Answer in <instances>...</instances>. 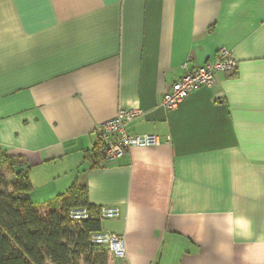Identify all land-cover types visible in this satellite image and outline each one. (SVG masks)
Masks as SVG:
<instances>
[{"label":"crops","instance_id":"0c3cea01","mask_svg":"<svg viewBox=\"0 0 264 264\" xmlns=\"http://www.w3.org/2000/svg\"><path fill=\"white\" fill-rule=\"evenodd\" d=\"M220 48L235 71L160 107ZM120 108L160 144L105 165L96 128ZM0 149L26 158L35 204L76 183L120 209L106 264H264V0H0Z\"/></svg>","mask_w":264,"mask_h":264},{"label":"trees","instance_id":"16d2710c","mask_svg":"<svg viewBox=\"0 0 264 264\" xmlns=\"http://www.w3.org/2000/svg\"><path fill=\"white\" fill-rule=\"evenodd\" d=\"M32 188L26 158L0 149V264H106L107 250L90 240L102 219L85 187L74 183L41 206L30 199ZM80 207L91 217L74 221L69 212Z\"/></svg>","mask_w":264,"mask_h":264},{"label":"built area","instance_id":"2783aa9c","mask_svg":"<svg viewBox=\"0 0 264 264\" xmlns=\"http://www.w3.org/2000/svg\"><path fill=\"white\" fill-rule=\"evenodd\" d=\"M189 60V58H188ZM187 60V61H188ZM183 72L179 78L165 87L162 92L160 107L169 111L175 109L193 90L199 87H211L215 83L217 72H233L237 68V60L231 52L220 48L213 61L188 68L184 63ZM141 115L138 108H120L116 114L102 121L96 128L99 135L102 164L108 165L125 156L132 147H148L160 144L154 134H134L126 130L127 124ZM118 207H101L98 210L99 219H113L120 216ZM74 221L86 220L91 217L86 207L74 208L69 212ZM92 243L103 246L115 258H124L125 244L122 235L96 231L90 235Z\"/></svg>","mask_w":264,"mask_h":264},{"label":"clouds","instance_id":"9594fccd","mask_svg":"<svg viewBox=\"0 0 264 264\" xmlns=\"http://www.w3.org/2000/svg\"><path fill=\"white\" fill-rule=\"evenodd\" d=\"M224 220L227 225L226 231L229 234L236 233L243 235L250 227V221L243 216H234L230 213L225 216Z\"/></svg>","mask_w":264,"mask_h":264},{"label":"rangeland","instance_id":"374dc122","mask_svg":"<svg viewBox=\"0 0 264 264\" xmlns=\"http://www.w3.org/2000/svg\"><path fill=\"white\" fill-rule=\"evenodd\" d=\"M3 172L5 173V176H6L7 180H12V176L9 173H7L5 171H3ZM35 194H37V193H35ZM32 198H33V196H32ZM36 199H38V198H36ZM39 199H41V198H39ZM112 223H113L112 219H104V220H102L101 229L102 230L107 229L110 225H112ZM77 264H82V262H78Z\"/></svg>","mask_w":264,"mask_h":264}]
</instances>
